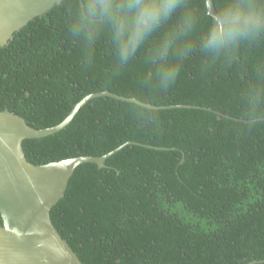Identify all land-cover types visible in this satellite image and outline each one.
Listing matches in <instances>:
<instances>
[{
    "label": "trees",
    "instance_id": "16d2710c",
    "mask_svg": "<svg viewBox=\"0 0 264 264\" xmlns=\"http://www.w3.org/2000/svg\"><path fill=\"white\" fill-rule=\"evenodd\" d=\"M213 1L223 16L264 22V0ZM69 2L0 48V110L47 129L105 91L158 109L95 97L59 132L23 142L35 165L116 150L103 168H76L51 210L60 235L83 264H264V116L247 118L248 94L264 83V27L222 25L261 31L211 57L199 48L214 20L206 0H185L118 69L109 33L91 50L72 39ZM187 16L192 32L179 43L190 51L161 90L149 58Z\"/></svg>",
    "mask_w": 264,
    "mask_h": 264
},
{
    "label": "water",
    "instance_id": "95a60500",
    "mask_svg": "<svg viewBox=\"0 0 264 264\" xmlns=\"http://www.w3.org/2000/svg\"><path fill=\"white\" fill-rule=\"evenodd\" d=\"M62 0H0V48L36 17L45 15ZM208 15L230 22L264 27V22L219 14L213 0H206ZM108 96L142 107L158 109L140 100L109 91L86 96L57 126L36 129L8 109L0 110V264H83L51 220L52 208L64 197L76 168L85 163L105 167L107 157L81 156L35 165L28 161L23 142L57 133L95 97ZM212 111L211 109L204 108ZM214 112V111H213ZM217 113V112H215Z\"/></svg>",
    "mask_w": 264,
    "mask_h": 264
},
{
    "label": "clouds",
    "instance_id": "9594fccd",
    "mask_svg": "<svg viewBox=\"0 0 264 264\" xmlns=\"http://www.w3.org/2000/svg\"><path fill=\"white\" fill-rule=\"evenodd\" d=\"M185 0H70L69 34L91 50L97 38L107 32L117 48V68L126 66L136 55L144 41L163 24L172 13L181 8ZM194 20L183 19L179 35L173 33L154 50L149 62L155 70L153 76L161 90H168L179 76V63L186 58L190 48L180 41L192 32ZM261 29L252 25L222 27L219 18L213 20L208 30L200 37V50L216 57L225 45L235 46L242 38L255 35ZM175 54L176 63H170ZM87 62V60H86ZM248 122L257 123L264 116V83L249 92Z\"/></svg>",
    "mask_w": 264,
    "mask_h": 264
}]
</instances>
